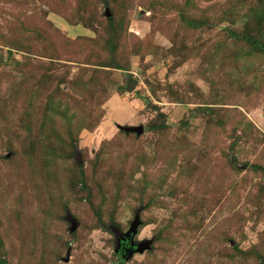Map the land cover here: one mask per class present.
<instances>
[{"label": "rangeland", "instance_id": "374dc122", "mask_svg": "<svg viewBox=\"0 0 264 264\" xmlns=\"http://www.w3.org/2000/svg\"><path fill=\"white\" fill-rule=\"evenodd\" d=\"M3 262L264 264V0H0Z\"/></svg>", "mask_w": 264, "mask_h": 264}, {"label": "water", "instance_id": "95a60500", "mask_svg": "<svg viewBox=\"0 0 264 264\" xmlns=\"http://www.w3.org/2000/svg\"><path fill=\"white\" fill-rule=\"evenodd\" d=\"M106 15H110V12L108 10L106 11ZM125 129L135 131L137 133H141L143 131V128L141 125L140 126H129V127H125ZM70 221H71L70 231L73 232L77 228V222H75L74 219H70ZM139 224H140V219L137 213L135 214L134 219L130 223V226L126 232H122L115 227L111 228V231L115 234V237H117V240H119L120 238L121 239L127 238L131 246L136 245V247L133 250H131L130 248L129 249L127 248L126 252L122 254L123 257L124 255L129 256L133 252H143L145 249H148L150 247L151 240H143L137 243H133L131 241V239L137 232V227L139 226ZM115 252H117V249H115Z\"/></svg>", "mask_w": 264, "mask_h": 264}, {"label": "flooded vegetation", "instance_id": "af4514ba", "mask_svg": "<svg viewBox=\"0 0 264 264\" xmlns=\"http://www.w3.org/2000/svg\"><path fill=\"white\" fill-rule=\"evenodd\" d=\"M114 245H115V248L114 249H117V252L116 254L122 256V254L124 252H126V249L130 248L131 250H133L135 248V246H131L128 239H119L117 240V237H115V240H114Z\"/></svg>", "mask_w": 264, "mask_h": 264}, {"label": "trees", "instance_id": "16d2710c", "mask_svg": "<svg viewBox=\"0 0 264 264\" xmlns=\"http://www.w3.org/2000/svg\"><path fill=\"white\" fill-rule=\"evenodd\" d=\"M2 264H5L4 262Z\"/></svg>", "mask_w": 264, "mask_h": 264}]
</instances>
